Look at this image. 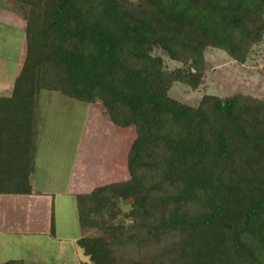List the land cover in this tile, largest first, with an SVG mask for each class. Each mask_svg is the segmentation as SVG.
<instances>
[{
  "label": "trees",
  "instance_id": "1",
  "mask_svg": "<svg viewBox=\"0 0 264 264\" xmlns=\"http://www.w3.org/2000/svg\"><path fill=\"white\" fill-rule=\"evenodd\" d=\"M1 1L25 25L0 99V194H31L39 94L59 92L135 133L127 179L76 196L81 264H264V100L169 96L173 83L198 89L208 48L246 62L264 0ZM155 50L183 67L168 71Z\"/></svg>",
  "mask_w": 264,
  "mask_h": 264
},
{
  "label": "rangeland",
  "instance_id": "2",
  "mask_svg": "<svg viewBox=\"0 0 264 264\" xmlns=\"http://www.w3.org/2000/svg\"><path fill=\"white\" fill-rule=\"evenodd\" d=\"M0 2L7 6L1 9L12 15H22L25 22V11L19 5L1 0ZM9 16L6 14V17ZM21 33L18 35V32L5 26L0 32V41L4 44L5 40L12 38L14 44L19 41L18 45H21L24 31ZM153 55L163 58L164 67L168 71L183 67L181 63L169 60L161 51L155 50ZM204 57L210 69L205 73L198 89L193 90L184 84L173 83L169 91L172 99L192 108L198 107L206 95L223 99L240 94L264 100V38L251 49L243 65L234 62L225 52L213 48L206 49ZM48 92H40L44 117L38 138L39 153L37 171L33 178L34 190L40 195L44 194L43 196L55 195V214L59 223L74 225L75 222L78 223L75 209L77 194L86 193L111 181L127 179L128 175L124 172L126 152L135 133L133 128L120 129L113 126L100 103L84 104L63 95H49ZM52 204V208L48 209L51 219L54 216L53 201ZM122 210L127 212L129 206H122ZM117 221L121 222L122 219ZM42 233L43 230H40L36 234L39 238L36 239L53 245L47 239L51 238L47 236L48 233ZM23 241H27V238ZM66 250V258L60 264H76L74 261L78 259L85 262L88 260L73 243L67 244ZM24 253L30 254L29 251ZM52 256L49 254V258L46 261L41 260L39 264H56L54 259L51 261ZM42 257L46 259L45 256Z\"/></svg>",
  "mask_w": 264,
  "mask_h": 264
},
{
  "label": "crops",
  "instance_id": "3",
  "mask_svg": "<svg viewBox=\"0 0 264 264\" xmlns=\"http://www.w3.org/2000/svg\"><path fill=\"white\" fill-rule=\"evenodd\" d=\"M5 7L7 8L6 4L0 2V32L3 30L5 26H8L11 28V31L18 32V35L21 32L23 33L24 31L23 27L25 25V22H23V16L21 15L20 17L19 15L16 14L12 15L8 13L6 10L1 9V8L5 9ZM6 14H9L10 16L6 17ZM3 18L5 19V21H2ZM13 29L16 30L14 31ZM21 37H22V40L20 42L21 45H18L19 44L18 39H16V41L18 42L15 44L14 42H12L14 41V39L12 38L9 41L8 39L5 40L4 44L2 41H0V99L2 100L3 99L9 100L13 94L14 81L18 74V69L24 56L23 54L24 33L23 36ZM52 93L53 95L59 94V96L62 97V94H60L59 92H55V91L48 92L49 95H51ZM38 103L39 106H38V117H37V125H36L37 127H36V138H35L34 168L30 176L31 194L30 195L0 194V264H7L8 262H14L16 264H25L27 262L39 264L41 263V260L46 261L49 258V254L53 255L51 261L54 259L55 260L54 262H56V264L63 263L67 254V250H66L67 244L73 243L76 245V240L79 237V226L77 222H75L74 225L69 224L70 226L67 223H59L58 216H56L55 214L56 211L55 209H57L55 197H54L55 195L49 194V196L48 195L43 196L44 194L40 195L34 190L33 178L35 176V172L37 171V157L39 153L38 138L40 134L41 123L44 117L41 110L40 94H39ZM46 118L44 119L45 122H46ZM0 169H1L0 171L2 170L7 171L9 167L8 166L0 167ZM52 201L54 203V211H53L54 216L51 219L48 213V209L52 208L53 205ZM75 209H76V200H75ZM52 221H53V233H54L53 237L49 233V231H51ZM40 230H43L42 234L46 232L48 233L47 236L51 237L54 241L51 238H47V239L52 241L54 243L53 245L48 244L47 242H45V240L43 241L36 239L39 238V236H36V234H39ZM26 238L27 241H23V239ZM42 243H44V245ZM8 244H9V248H8ZM7 249H9V251H7ZM10 251L15 253H10ZM24 251H29L30 254L25 255ZM42 255L45 256L46 259H44ZM74 262H76V264H81L84 263L85 261H81L78 259L77 261ZM86 262H88V260H86Z\"/></svg>",
  "mask_w": 264,
  "mask_h": 264
}]
</instances>
